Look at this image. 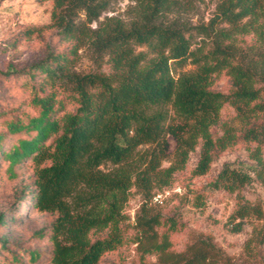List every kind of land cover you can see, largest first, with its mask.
<instances>
[{"label":"trees","instance_id":"16d2710c","mask_svg":"<svg viewBox=\"0 0 264 264\" xmlns=\"http://www.w3.org/2000/svg\"><path fill=\"white\" fill-rule=\"evenodd\" d=\"M38 1L52 2L45 27L68 47L56 51L46 45L41 61L16 72L28 77L36 113L26 121H3L0 157L10 178L16 177L17 166L30 162L33 190L26 195L25 212L53 216L34 233L50 244L49 264H100L120 249L132 188L143 199L131 238L141 257L153 255L155 264H242L209 237L174 252L171 234L182 226L150 203L156 192L171 186L197 148L192 178L205 176L220 153L239 144L254 145L250 156L257 176L264 172V53H258L264 45V0H217L210 25L199 28L212 38L208 51L191 49L188 26L164 20L181 8V0H130L134 5L127 23L115 17L98 22L106 0ZM219 24L228 28L215 30ZM38 30L29 29L27 36ZM246 35L255 39L248 47L254 58L237 42V36ZM81 48L90 51L96 67L86 74L73 70ZM188 63L195 70L173 75V66ZM105 64L108 73L100 71ZM220 75L230 83L226 92L213 87ZM226 108L232 110L231 118L222 117ZM23 133L27 137L1 150L5 134ZM169 138L175 143L172 154ZM106 164L112 169L104 172ZM250 181L248 174L225 166L211 183L214 190L236 194L228 217L234 231L244 220L264 219V208L240 195ZM193 202L195 208L205 203L198 194ZM4 223L1 213L0 226ZM253 242L264 244V227L245 243L247 252ZM25 254L28 262L40 258L34 251ZM2 264L23 261L9 251Z\"/></svg>","mask_w":264,"mask_h":264},{"label":"rangeland","instance_id":"374dc122","mask_svg":"<svg viewBox=\"0 0 264 264\" xmlns=\"http://www.w3.org/2000/svg\"><path fill=\"white\" fill-rule=\"evenodd\" d=\"M107 7L98 18L102 22L105 18L115 17L124 22L131 20V7L134 3L130 0H106ZM181 8L169 14L164 20L177 21L188 26L186 36L191 43V49L202 48L208 51L212 47V38L201 33L199 28L208 27L214 17L217 0H181ZM52 2L40 3L38 0H0V132H4L3 121L19 118L22 121L36 113L30 104L29 80L26 71L44 58L46 45L54 50L61 51L68 44L60 42L53 37V30L45 26L50 23ZM83 16L81 15V18ZM97 22L92 24L94 28ZM215 30L228 28L225 24L213 25ZM29 29H39L30 37ZM238 44L254 58L249 46L254 44L253 35L237 36ZM137 51L145 52V48ZM258 53H264V45L259 46ZM90 51L81 48L73 70L79 74H86L95 70ZM195 70V65L190 63L172 67V73L177 77L181 73ZM10 71V75L3 73ZM101 72L108 73V65H103ZM214 89L226 92L230 83L224 75H220L214 82ZM71 106H69L70 108ZM233 112L226 108L222 117L231 118ZM27 137L4 135L1 150L7 151L19 138ZM169 141V152H174L175 143ZM147 148V147H145ZM254 145L239 144L234 148L220 153L213 161L209 172L202 177L192 178L191 170L197 163L199 148L190 153L185 169L173 176L169 188L156 192L162 203L151 200V205L163 216H175L181 224V229L171 234L172 250L183 251L198 237H209L225 255L235 263L264 264V244L251 243L252 250H245V243L253 236L254 231L264 227L263 220L248 219L240 223V229L234 231L228 223V217L236 205V194L223 190H214L211 183L225 166L248 174L251 181L241 191L240 195L252 204H260L264 208V172L257 176V165L252 160L250 153ZM144 148H140L143 150ZM264 161V147L262 149ZM167 166V163H164ZM101 169L107 172L112 165H102ZM16 177L10 178L6 172V163L0 157V214L2 213L4 225L0 226V241L5 242L4 248L0 246V264L4 262L9 251L15 252L22 258L23 264H49L47 258L50 244L47 238L37 239L34 233L47 227L53 219L50 214H40L35 211L25 212L26 195L33 190L30 183L31 166L29 160L24 161L15 169ZM202 195L205 203L201 208H195L193 201L195 195ZM21 198V201L19 199ZM25 203V204H24ZM143 199L135 189L130 190L129 200L125 206L126 220L123 223L124 245L117 251L107 254L100 264H155L156 257L148 255L141 257L136 250V245L131 243L134 234L135 215L139 211ZM34 251L39 254L35 263L28 262L26 252Z\"/></svg>","mask_w":264,"mask_h":264},{"label":"built area","instance_id":"2783aa9c","mask_svg":"<svg viewBox=\"0 0 264 264\" xmlns=\"http://www.w3.org/2000/svg\"><path fill=\"white\" fill-rule=\"evenodd\" d=\"M155 202H158V203H162V201H160V197L159 196H156L153 198Z\"/></svg>","mask_w":264,"mask_h":264}]
</instances>
